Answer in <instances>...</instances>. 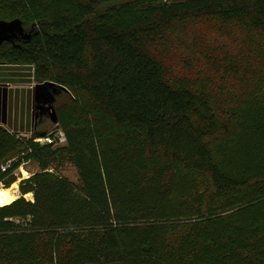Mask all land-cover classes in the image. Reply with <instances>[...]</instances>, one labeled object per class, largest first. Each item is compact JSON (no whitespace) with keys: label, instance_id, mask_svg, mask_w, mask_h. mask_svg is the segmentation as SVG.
I'll use <instances>...</instances> for the list:
<instances>
[{"label":"trees","instance_id":"16d2710c","mask_svg":"<svg viewBox=\"0 0 264 264\" xmlns=\"http://www.w3.org/2000/svg\"><path fill=\"white\" fill-rule=\"evenodd\" d=\"M17 19L0 68L68 90L79 185L0 127V185L40 166L0 208V264H264V0H0Z\"/></svg>","mask_w":264,"mask_h":264},{"label":"rangeland","instance_id":"374dc122","mask_svg":"<svg viewBox=\"0 0 264 264\" xmlns=\"http://www.w3.org/2000/svg\"><path fill=\"white\" fill-rule=\"evenodd\" d=\"M4 71L0 70V73ZM6 73V72H5ZM22 75H27V73L29 72H22ZM31 76L33 74H30ZM13 79V81H18L17 83H7L5 84L6 86H1L0 87V91L2 93V91H4V97L5 101L8 103V106L6 107V109H9V112L12 110H16V108L14 109L13 106H15L14 103H16L18 100H20L19 98H25V90H29L31 87L34 89V87L39 84L36 83L33 79V77L29 78V76H22V77H13L11 78ZM10 79V80H11ZM20 79V80H19ZM22 81V82H19ZM10 84V85H9ZM6 91V92H5ZM30 91V90H29ZM28 98L30 100V97L28 95ZM17 100V101H16ZM33 103V117H32V124L30 125V127L28 126L27 129L23 128L21 130V132H13L11 131V133L18 135V137L21 138H30L32 137V135H34L35 133H42L45 134L46 136L49 135L51 133V135H55V131H56V125H53L52 122V118H51V113H45L43 114L42 111L38 108L37 103H34V99L32 100ZM10 105V106H9ZM5 114V111L3 113V115ZM4 116L11 118V116L8 114V116L5 114ZM1 118V117H0ZM0 127H3L7 130H11L10 127H8L6 124H2L0 122ZM30 131V132H29ZM43 136V137H46ZM38 139H42V137L38 138ZM64 144H60L59 146H55V147H59L62 148V152L59 153V155L55 158V160L53 161V166H52V170L55 172H58L60 175H62L63 177L68 178L72 183L79 185V175L77 170L75 169V167L73 166V164H71L68 159H66V151L64 150L63 147ZM24 172L29 174V177L26 178L24 175ZM40 172V166L38 163L36 162H28L23 164L19 170L16 171V176L18 178V181L12 185V187H10L9 189L11 190V193L15 196L18 197V199L20 197H22L20 189H19V185L23 180L29 179L31 176H33L34 174ZM18 185V193L16 190V187ZM0 187H4L3 185H0ZM33 195V194H32ZM25 199L29 200V201H34V196H32V198H28L25 196Z\"/></svg>","mask_w":264,"mask_h":264},{"label":"crops","instance_id":"0c3cea01","mask_svg":"<svg viewBox=\"0 0 264 264\" xmlns=\"http://www.w3.org/2000/svg\"><path fill=\"white\" fill-rule=\"evenodd\" d=\"M0 70H3V72L0 73V87L1 86H6L5 84L7 83H17L18 81H13V77H24V76H29V78L32 76V72L28 68L24 67H7L5 66L3 68H0ZM6 72V73H5ZM22 72H29L27 75H22ZM11 79V80H10ZM20 80V79H19ZM22 82V81H19ZM10 85V84H9ZM1 90V89H0ZM30 90V91H29ZM29 90H25V98L20 97V100H16L17 102L14 103L16 110H11L9 112V109L5 107V105H8V103L4 100L5 98L2 97L4 96V91H0V122L2 124H6L8 127L11 128V131L13 132H21L23 128L27 129L28 126L32 124V117H33V88L31 87ZM6 92V91H5ZM28 95L30 97V100L28 98ZM10 106V105H9ZM14 108V109H15ZM5 111V114L8 116V114L11 116V118H8L3 115ZM30 132V131H29Z\"/></svg>","mask_w":264,"mask_h":264},{"label":"water","instance_id":"95a60500","mask_svg":"<svg viewBox=\"0 0 264 264\" xmlns=\"http://www.w3.org/2000/svg\"><path fill=\"white\" fill-rule=\"evenodd\" d=\"M24 35L25 31L21 20H0V46L5 42H11ZM61 92H68V90L64 86L50 81L37 84L33 89L34 103H37L40 110L51 113L54 125H58L55 102Z\"/></svg>","mask_w":264,"mask_h":264},{"label":"built area","instance_id":"2783aa9c","mask_svg":"<svg viewBox=\"0 0 264 264\" xmlns=\"http://www.w3.org/2000/svg\"><path fill=\"white\" fill-rule=\"evenodd\" d=\"M54 133L55 135H51L50 133L46 137H42V139H37L35 141L43 145H55V146H59L60 144L66 143V137L63 131L56 129Z\"/></svg>","mask_w":264,"mask_h":264},{"label":"bare ground","instance_id":"6f19581e","mask_svg":"<svg viewBox=\"0 0 264 264\" xmlns=\"http://www.w3.org/2000/svg\"><path fill=\"white\" fill-rule=\"evenodd\" d=\"M24 175L26 178L29 177V174L26 172H24ZM32 196L31 193L26 195L28 198H32ZM17 199L18 197L13 195L9 188L0 187V208L14 203Z\"/></svg>","mask_w":264,"mask_h":264},{"label":"flooded vegetation","instance_id":"af4514ba","mask_svg":"<svg viewBox=\"0 0 264 264\" xmlns=\"http://www.w3.org/2000/svg\"><path fill=\"white\" fill-rule=\"evenodd\" d=\"M41 111H42V110H41ZM42 113H43V114H45V113H47V112H45V111H42Z\"/></svg>","mask_w":264,"mask_h":264}]
</instances>
